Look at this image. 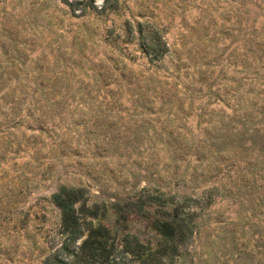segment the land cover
I'll return each mask as SVG.
<instances>
[{"label":"rangeland","instance_id":"rangeland-1","mask_svg":"<svg viewBox=\"0 0 264 264\" xmlns=\"http://www.w3.org/2000/svg\"><path fill=\"white\" fill-rule=\"evenodd\" d=\"M86 1L71 14L62 0H0V264H45L60 247V211L51 196L61 185L84 187L86 204L104 208L111 220V205L142 188L185 193L196 199V233L167 264H264V130H249L258 114L247 132L235 134L244 130L238 116L246 108L232 97L254 70L244 67L245 24L251 20L264 39V2L93 0L95 9L79 16ZM104 6L112 9L98 14ZM127 23L160 30L170 51L157 68L137 35L126 39ZM259 58L254 90L262 88V96L264 52ZM178 60L187 71L175 72ZM205 62L210 91L194 86L181 107L158 99L135 106L124 83L151 73L150 90L158 88L156 78L180 92ZM99 74L124 79L102 85ZM48 88L65 94L33 101V92ZM209 94L226 100L206 104ZM163 121L180 128L189 148L173 159ZM221 123L231 129L227 137ZM146 224L129 214L131 233L151 235ZM121 247L117 264H136Z\"/></svg>","mask_w":264,"mask_h":264},{"label":"trees","instance_id":"trees-1","mask_svg":"<svg viewBox=\"0 0 264 264\" xmlns=\"http://www.w3.org/2000/svg\"><path fill=\"white\" fill-rule=\"evenodd\" d=\"M62 1L67 4L71 14H74L78 9L76 7L84 2V0ZM244 1L247 7L248 4L255 0ZM257 1L264 2V0ZM92 8L95 9L93 0H87L84 6L79 9V16H85L87 10ZM108 8L112 9V6L101 7L98 14L104 13ZM245 13H248L247 8ZM249 21L251 20L246 19L245 24V35L247 34V37L244 41L243 50V56L245 57L244 67L252 66L254 70L250 74L243 75V85L246 86L244 89H240L239 85H236V93L232 96L238 100V105L241 103V106L246 108L238 116V119L242 121L241 125L244 130L235 131L236 135L239 134L241 136L247 132L245 129H249L245 125L255 120L258 114L260 115L259 119L253 123V128L249 130L253 134H256L259 130H264V128L261 129L262 125H264V93L260 96L263 91L262 88L256 92L254 90V87L260 81V67L257 66L258 64L255 65V63L259 62V57L264 52V39L263 36L257 37V31L249 24ZM125 34L127 35L126 39H134L135 35H137L139 47L151 67L157 68L162 63L164 56L170 51L168 44L160 34V30L153 26H144L141 23L133 26L127 23ZM179 61L177 65H174L175 72L178 74L182 69L187 71V63ZM204 64L206 69L198 71V78L185 84L180 92L177 90L176 83L172 82L168 85L165 82L166 80L161 81L156 78L154 80L159 84L158 88L154 87L150 90L151 86L149 87L148 81L153 80L151 73L142 80L128 75L124 83L130 87L127 91L130 92L129 97L135 103V106L144 107L151 102L150 100L158 99L169 107H181L186 99H191L190 91H194V86H196L195 91L197 90V92L204 86L210 91L212 84L207 82L208 76H206L209 62ZM99 76L102 85H109L110 81H112L115 85L121 86L118 81L124 79L122 74H120L119 80H108L110 75L99 74ZM163 78H167V76H163ZM261 85L259 84V86ZM64 94L48 88L40 92H33V101L48 102ZM89 94L90 92L86 93L87 96ZM226 94L224 96L209 94L212 96L207 95L206 104L216 99L224 101L226 100ZM119 97V94L117 96L111 95L108 103L118 101ZM257 101H261V105L256 109ZM246 103L247 105H244ZM246 122L248 123L246 124ZM228 125L230 126V124ZM160 126L161 130L167 131V138L162 141L167 145L170 153L175 154L172 159L189 149L183 143L185 139L178 126L170 125L169 122L164 124V121ZM221 127L224 133H220V135L227 137L231 129L227 126L225 127V124L222 123ZM217 130H219V127ZM176 166L177 164H175ZM51 199L60 211L61 232L64 235V239L60 247L46 259L45 264H117L116 254L119 252V244H122L120 252L129 255L136 264H167L182 255V248L188 245L196 233L195 216L192 211L196 199L185 193L173 192L168 189L161 190L158 186L152 188V190L142 188L137 194L126 198L123 202L117 201L113 203L111 210L115 217L112 220L106 218V210L104 208L99 211L97 204H94L93 207L86 204L88 195L84 187L61 185L52 194ZM128 207H132V209L125 210ZM131 213L142 216L147 220L146 227L149 229L148 232L151 231V235L140 236L138 233L130 232L128 217ZM119 229L124 232L120 233Z\"/></svg>","mask_w":264,"mask_h":264}]
</instances>
